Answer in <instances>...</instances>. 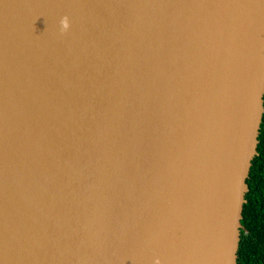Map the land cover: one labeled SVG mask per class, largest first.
I'll return each instance as SVG.
<instances>
[{"label":"water","instance_id":"water-1","mask_svg":"<svg viewBox=\"0 0 264 264\" xmlns=\"http://www.w3.org/2000/svg\"><path fill=\"white\" fill-rule=\"evenodd\" d=\"M263 91L264 0H0V264H234Z\"/></svg>","mask_w":264,"mask_h":264},{"label":"trees","instance_id":"trees-1","mask_svg":"<svg viewBox=\"0 0 264 264\" xmlns=\"http://www.w3.org/2000/svg\"><path fill=\"white\" fill-rule=\"evenodd\" d=\"M255 154L249 161L234 264H264V91Z\"/></svg>","mask_w":264,"mask_h":264},{"label":"clouds","instance_id":"clouds-1","mask_svg":"<svg viewBox=\"0 0 264 264\" xmlns=\"http://www.w3.org/2000/svg\"><path fill=\"white\" fill-rule=\"evenodd\" d=\"M69 27H70L69 18L67 16L62 17L60 19V21H59V32H60V35H64L65 33H67L68 30H69ZM155 264H160L159 260H157L155 262Z\"/></svg>","mask_w":264,"mask_h":264}]
</instances>
